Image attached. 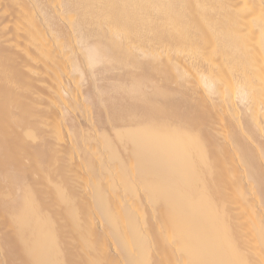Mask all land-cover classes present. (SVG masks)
<instances>
[{
    "label": "bare ground",
    "instance_id": "1",
    "mask_svg": "<svg viewBox=\"0 0 264 264\" xmlns=\"http://www.w3.org/2000/svg\"><path fill=\"white\" fill-rule=\"evenodd\" d=\"M15 1L13 22L0 27V215L24 238L19 264H264V145L255 135L264 127V0H58L51 24L53 14L37 20L38 1ZM73 34L81 52L91 46L101 62L145 75L129 69L131 78L112 80L136 94L105 101L103 120L73 94L66 129L64 107L20 100L18 81L46 77L58 91L52 76L79 63L63 54L73 53ZM215 81L229 116L202 89ZM230 119L235 132L221 124Z\"/></svg>",
    "mask_w": 264,
    "mask_h": 264
},
{
    "label": "rangeland",
    "instance_id": "2",
    "mask_svg": "<svg viewBox=\"0 0 264 264\" xmlns=\"http://www.w3.org/2000/svg\"><path fill=\"white\" fill-rule=\"evenodd\" d=\"M11 0H0V27L1 26H3V23L2 22H4V25L7 23V25H11L10 23L11 22H13V19H14V17H13V14H12V12H13V10L15 9H17L18 7H16L17 5H14V3H12V2H16L15 0H13V1H11ZM20 1H23L25 4H26V6H30V5H28V4H30V2H28V1H31V0H27V2L25 1V0H20ZM33 1V0H32ZM34 1H38V3H39V5L36 7L37 8V13H35V14H37V16L36 17H42V16H44V14H49V15H52L53 13H54V8H55V6H56V4H59L58 3V0H34ZM55 2H56V4H55ZM223 2H230V1H228V0H224ZM12 3V4H11ZM11 4V5H10ZM12 5H14V6H12ZM46 5V6H45ZM54 7H53V6ZM4 7H5V10H4ZM13 8V9H11V8ZM15 7V8H14ZM51 9H50V8ZM29 8V7H28ZM1 9H3V10H1ZM30 9V8H29ZM8 10V11H7ZM3 11V12H2ZM8 12V13H7ZM60 12V11H59ZM58 12V10H57V13L55 12V14H53V16H51L50 17V19L51 20H53V21H51V20H49L50 21V24L52 23V22H56V17L61 13H59ZM2 13V14H1ZM5 13V14H4ZM35 14L33 15V17L35 16ZM56 14H57V16H56ZM9 15H11L13 18H11ZM54 16H56V17H54ZM36 17H34V19L36 18ZM40 17H39V19L37 18V20H41L40 19ZM11 18V19H10ZM54 18V19H53ZM4 19V20H3ZM10 19V20H9ZM3 20V21H2ZM8 21H10L9 23H8ZM41 22V21H40ZM43 22V21H42ZM44 23V22H43ZM41 23V25L39 26V28H41V29H46V28H48L49 27V24H47V23ZM60 28H62L63 30L65 29L64 27H60ZM47 30V29H46ZM63 35V34H62ZM66 35H68V34H65V40H66ZM51 36V37H50ZM64 36V35H63ZM63 36L61 37L60 36V38L58 37H56L55 39L56 40H60V42L61 41H64V38H63ZM72 36V35H71ZM71 36H69L70 37V39H71V45H70V47H72L71 49H73L74 51H76V52H74L73 51V53L75 54V55H73V53L71 52H69L68 50H60V49H58L57 47H55V45H53L52 46V48L51 49H57L56 51H55V55H56V57L57 58H64V57H62V56H60L59 55V51H63V54H64V56L67 58V57H69V58H71V61H72V59H73V61L71 62L72 64H76V63H78V64H76V67L75 68H77V69H75L74 68V66L73 67H70V66H68V68H65L64 69V71H59V72H57L56 74H55V76L53 75L52 77H53V79L54 80H57V81H59V82H61V87H59V90L57 91V90H54V89H56V87L55 88H53L54 86L51 84H49L48 82H50V83H52V81H48V80H46V77H42V78H36V77H34V78H32V76H28L29 78H27V77H24V76H22V77H20L19 79V81H18V83H19V86L21 85V86H23L24 87V89H23V91H24V95L22 96V97H20V100L22 99V98H24V96L26 97L25 99H28V101H30V96H31V98L33 99H35V97H36V100H37V102H39V105L41 106L40 108H43V107H45L46 106V102L48 101V99H54L55 101H57L56 103H58L60 106L62 105V107H60V109H62L63 107V111L62 110H60L61 112L59 113V115L60 116H62V114H63V116L65 115L66 117H63L62 118V122H63V125L65 126V128L66 129H69V127L72 125V121H74V120H72V118L70 117V115H69V112H67V111H70L71 110V108L69 107V108H67V107H65V104H67V102H69L70 100L71 101H73V99H72V95L73 94H76V92H77V94H84L85 96H87L86 98L88 99L86 102L88 103V102H90V103H88L89 104V107H90V114H89V118H91V117H93L94 116V114L92 115L91 113L93 112V113H95V114H99L98 116H99V118H101L102 117V113H101V110L103 109V107H102V105L104 104V102H105V105H107V104H109V103H107V100L109 101H111V102H114V100H115V102H119V101H122V100H125V98H128L130 95H134V94H136V92L133 90L132 91V87L133 86H131V85H128V86H125V88H124V86H122V88L120 87V84H119V89L120 90H118V89H114L113 88V85L111 86V83L112 84H114L113 83V79L115 78H118V79H116V80H118L119 82H121L122 80V82H124L125 80V78L127 79V78H131V76H129V75H127V74H130V72H134L136 75H145V73L143 72V70L144 69H142V68H137V69H139V70H137V69H133V68H123V67H117L116 66V64H115V67L116 68H118L117 70L115 69V67H114V64H111V63H113V62H101L100 61V59H101V57H102V54H101V52L100 51H98V50H95V49H93L91 46H87V49L85 50V52H84V50H83V52H81V50H78V47H79V43H76V39H74V34H73V36L71 37ZM49 38H50V40H49ZM63 38V39H62ZM95 38H97V37H89L87 40H82L81 42H82V44H91L94 40H96ZM47 41L48 42H50V41H52V35H47ZM74 39V40H73ZM0 41H1V38H0ZM73 41H75V43L73 42ZM86 41V42H85ZM1 44H3V43H1ZM0 44V45H1ZM73 45V46H72ZM81 45V44H80ZM76 46V47H75ZM0 47H2V45L0 46ZM81 47H83V45L81 46ZM76 48V49H75ZM132 49V48H131ZM20 50V49H19ZM15 51H18V50H11V52L14 54L15 53ZM33 51V50H32ZM54 51H53V54H54ZM67 51V52H66ZM131 51H133V49L131 50ZM10 52V54L11 55H13L12 53ZM70 53V54H69ZM80 53V54H79ZM70 56H69V55ZM134 54H137V53H134ZM71 55H72V57H71ZM79 55V56H78ZM17 56H19V55H17ZM137 55H135V57H136ZM138 57H140V59L138 58ZM137 58H136V60L138 61V59H139V61L142 63L143 61H145V59H143V57L141 58V56H138ZM75 58H77L78 59V61H77V59H75ZM162 58H164V56L162 57ZM75 59V60H74ZM92 60L91 62V64L90 65H88V61L87 60ZM80 60V61H79ZM138 61V62H139ZM74 62V63H73ZM97 62H99V63H97ZM110 63V64H109ZM188 62H186V64H187ZM85 64H87V65H85ZM185 64V65H186ZM81 66V67H80ZM112 66L114 67V69L112 68ZM56 66L55 65H47V66H43V67H40L39 69H41V70H43V72H47V73H49L50 72V70H52L53 68H55ZM112 68V69H111ZM121 68V69H120ZM71 69V70H70ZM75 69V70H74ZM122 69H124V71L122 70ZM126 69V70H125ZM129 69H132V70H130V72H129ZM141 69V70H140ZM212 69L213 70H215L216 68L214 67H212ZM252 69H257V67H253ZM259 69V68H258ZM260 69H262V68H260ZM113 70V71H112ZM135 70H136V72H135ZM79 71H81V72H79ZM122 71V72H121ZM126 71V72H125ZM127 71L129 72V73H127ZM82 72H83V74H82ZM65 75H64V74ZM81 73V74H80ZM142 73V74H141ZM174 73H178V72H174ZM66 74H68V75H66ZM133 73H131L130 75H132ZM135 74H134V76H135ZM80 75H82V76H80ZM200 75V74H199ZM198 75V77H199V79H200V76ZM67 76H70V77H67ZM124 76V78H122ZM129 76V77H128ZM133 76V77H134ZM73 77V78H72ZM25 78V79H24ZM197 78V77H196ZM22 79V80H21ZM187 79V81H188V79L191 81V82H194L195 83V77L193 76V77H187L186 78ZM73 80V81H72ZM74 80H75V82H74ZM113 80V81H112ZM115 80V81H116ZM216 80V79H215ZM32 81H35V85H33V86H31V87H29L30 86V84H32L33 82ZM67 81H68V83L70 84V83H72L73 82V84H68L67 83ZM65 82V83H64ZM121 82V83H122ZM189 82V81H188ZM216 82V81H215ZM76 83V84H75ZM216 83H218V82H216ZM216 83H213V85L212 84H210V86L208 87L206 84H203V90H204V92L206 91V95H207V93L209 94V95H207V97L210 99V101L208 102L209 104H214V106H216L215 107V110H217V114L219 115L220 114V116H222V115H227V116H229V115H231V112L229 111V108H231L230 107V105H229V103H228V100H227V98H221L220 96H218L217 94H216V92H215V90L213 89V88H215V86H217V85H220V83H218V84H216ZM67 84V85H66ZM75 85V86H74ZM205 85V86H204ZM51 86H52V90H51ZM76 86H77V88H76ZM111 86V87H110ZM29 87V88H28ZM194 87V86H193ZM113 88V89H112ZM205 88V89H204ZM208 88V89H207ZM78 89V90H77ZM216 89V88H215ZM80 90V91H79ZM144 90H146L147 91V88L145 89V88H143V90H141V92L140 93H142L143 94V98H145V97H147V95H148V92H146V91H144ZM208 90V91H207ZM213 92H212V91ZM74 91V92H73ZM79 91V92H78ZM53 92H55V93H53ZM144 92H145V97H144ZM26 93V94H25ZM58 94V95H57ZM71 94V95H70ZM54 96V97H52V96ZM127 95V96H126ZM238 94H236L235 95V97H234V99L232 100V103H233V105H234V107L236 108V111L238 112V114L239 115H241V116H246L248 113H249V110L247 109V107L248 106H250L249 105V103L247 104V103H245V102H247L246 100H244V103H243V99H239L238 98V96H237ZM45 96H46V98H45ZM116 96H120L121 98H115ZM123 96V97H122ZM37 97H38V99H37ZM42 97H43V99H42ZM61 97V99H59ZM45 98V99H44ZM63 98H64V100H66V101H64L63 100ZM113 98H115V99H113ZM70 99V100H69ZM122 99V100H121ZM264 99V98H263ZM23 100V99H22ZM117 100V101H116ZM242 102H241V101ZM28 101H26L25 100V102H28ZM44 101H46V102H44ZM70 101V102H71ZM43 102V103H42ZM62 102V103H61ZM92 102V103H91ZM100 102V103H99ZM117 102V103H118ZM241 102V103H240ZM24 103V102H23ZM23 103L21 104V105H23ZM46 103V104H45ZM102 103V104H101ZM120 103V102H119ZM64 104V105H63ZM70 104V103H69ZM98 104L100 105L99 106V108H101V109H99L98 108ZM247 104V105H246ZM37 105V104H36ZM38 105V106H39ZM93 105H95L97 108H95V106H93ZM228 107H227V106ZM38 106H36V107H38ZM92 106V107H91ZM72 107V106H71ZM227 107V108H226ZM65 108H66V110H65ZM44 109V108H43ZM46 109V108H45ZM225 109V110H224ZM228 109V110H227ZM239 109V110H238ZM98 110V111H97ZM97 111V112H96ZM246 111H248L247 112V114H246ZM63 112V113H62ZM76 112H79V111H76ZM66 114H68V117H67V115ZM216 113H215V115L214 116H218ZM245 114V115H244ZM57 117V116H56ZM64 118H67V119H64ZM102 120L104 119V117L103 118H101ZM66 120V121H65ZM69 122H68V121ZM79 122L80 121H82L83 122V125L85 126V124H84V121L81 119V120H79V119H77ZM13 122H14V120H12ZM7 122L8 124H10V126H15V122L13 123V122ZM77 121V123H78V126H80L81 125V123H79ZM230 121H231V123H230ZM11 123H12V125H11ZM69 124V127H67L66 125L67 124ZM261 123V122H260ZM7 124V125H8ZM221 124H223V125H226L225 126V129H226V131H229V132H235V127H234V125H232L233 124V122H232V120L230 119V120H223V121H221ZM214 125H215V127L216 128H214ZM212 127V131H213V133H214V131H216L215 129H218L220 126V124H218L217 123V125L216 124H214ZM82 126V125H81ZM80 126V127H81ZM84 126H82L83 128H84ZM219 126V127H218ZM264 126V125H263ZM71 128V127H70ZM263 129V130H262ZM262 129L260 130V132L258 131L257 133L255 132V135L256 134H258V137H260V139L259 140H261V142L259 143L260 145H264V138L262 139V137H264V127H262ZM210 130V131H211ZM212 131H211V133H212ZM218 131H220V130H218ZM217 131V132H218ZM217 132H215L214 134L216 135V133ZM213 133H212V135H213ZM261 133V134H260ZM214 136V135H213ZM216 136H218V135H216ZM257 137V136H256ZM216 138V139H215ZM220 139H218V137H214L213 138V141H214V143L212 142V140L210 141L211 143H213V145L214 144H216L218 141H219ZM263 141V142H262ZM209 142V143H210ZM210 143V144H211ZM212 145V144H211ZM249 145H251V144H249ZM262 145V146H263ZM263 150H264V146H263ZM83 173H85V172H83ZM15 177V176H14ZM70 189V188H69ZM75 189V188H74ZM77 190H75V191H78V188H76ZM71 191H73V188H71ZM75 193H77V192H75ZM74 192H73V194H75ZM1 206H2V208H1ZM6 206V205H5ZM3 204L2 205H0V209H5V208H7L8 207V205H7V207H5ZM58 208V209H57ZM50 209H52L53 210V213L52 214H54V215H56V214H58L59 215V210H60V207L59 206H56V208H54V207H51ZM49 209V210H50ZM48 210V212H50ZM56 212V213H55ZM51 213V212H50ZM1 216V215H0ZM7 216L8 215H6V216H1V220H0V222L5 226V224L3 223L4 222V220H6V219H8L7 218ZM9 218H11L10 216H8ZM2 219H4V220H2ZM93 220H95V221H93L92 223L93 224H95V223H97L98 222V219H93ZM95 222V223H94ZM0 223V238H1V235H4L3 236V238H4V240H3V238H1V240H0V264H19V262H18V258H19V255L17 254L18 253V251H19V248H21L22 247V245L21 244H23L24 243V238H22L21 237V239H20V237H18L19 238V240H18V238L17 239H15L16 238V235H13L12 236V234H14L13 232H15L16 230H14L15 229V227L14 226H12V227H7L6 228V226L4 227V226H2V224ZM12 228V229H11ZM11 229V230H10ZM14 230V231H13ZM11 231H12V234H10L11 233ZM10 234V235H9ZM7 236V237H6ZM14 237V238H13ZM23 239V240H22ZM3 240V241H2ZM22 242V243H21ZM7 244H9L8 246H5V245H7ZM20 246V247H19ZM16 249V250H15ZM6 250V252H8L9 254H7L6 252L4 253V255L2 254L1 255V253H3L4 251ZM17 251V253L15 252V251ZM76 251V250H75ZM77 252H81V249H79V250H77ZM12 253V254H11ZM14 253H16V254H14ZM7 257H6V256ZM15 255H18V258H17V256H15ZM2 256H4L6 259L4 260V258L2 257ZM10 256V257H9ZM14 256V257H13ZM16 258V259H15ZM17 260V261H16Z\"/></svg>",
    "mask_w": 264,
    "mask_h": 264
}]
</instances>
